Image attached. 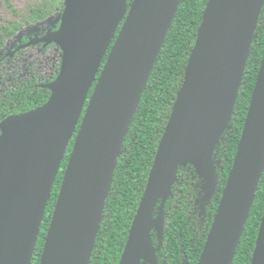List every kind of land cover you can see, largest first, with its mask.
I'll return each mask as SVG.
<instances>
[{
	"label": "water",
	"instance_id": "obj_1",
	"mask_svg": "<svg viewBox=\"0 0 264 264\" xmlns=\"http://www.w3.org/2000/svg\"><path fill=\"white\" fill-rule=\"evenodd\" d=\"M181 2L65 0L59 29L39 40L62 52L58 76L43 86L49 99L0 123V264H31L73 138L39 264H90L124 139ZM263 3L208 0L119 264H159L152 231L161 241L179 165L193 164L215 191L211 156L230 123ZM263 170L264 54L196 264H232ZM251 264H264V215Z\"/></svg>",
	"mask_w": 264,
	"mask_h": 264
},
{
	"label": "trees",
	"instance_id": "obj_2",
	"mask_svg": "<svg viewBox=\"0 0 264 264\" xmlns=\"http://www.w3.org/2000/svg\"><path fill=\"white\" fill-rule=\"evenodd\" d=\"M2 1L8 10H14L9 0ZM131 2L132 0H128V5ZM207 3L208 0H182L179 6L124 139L122 155L116 163L90 264H119L158 145L182 86ZM64 8L65 0L36 1L25 9L27 15L22 16V22L24 25H32L57 15L56 26ZM12 26L14 29L4 25L0 30V37L14 36L18 24L15 22ZM263 54L264 3L230 123L211 156L213 179L217 182L215 191L211 192V187H206L204 179L193 164L178 166L177 176L164 208L161 241H158L155 231H152L153 245L156 249L160 248L156 251L159 264H196L201 255L233 165ZM40 85L42 84L36 80H31L6 92L0 99V123L9 116L20 115L44 105L49 99L50 91L42 89ZM73 141L74 138L69 144L47 203L31 264H39ZM159 205L160 200L154 218L158 214ZM263 215L264 170L232 264H251Z\"/></svg>",
	"mask_w": 264,
	"mask_h": 264
},
{
	"label": "flooded vegetation",
	"instance_id": "obj_3",
	"mask_svg": "<svg viewBox=\"0 0 264 264\" xmlns=\"http://www.w3.org/2000/svg\"><path fill=\"white\" fill-rule=\"evenodd\" d=\"M9 11H10V17H9V19L3 20L0 23V30L4 25H9V27L11 29H14V26H12V23H15V22H16V24H18V28L16 29V33L14 34V36H11V37H3L2 36L3 38L0 37V69H2V67L4 66V69L6 70V72H4L2 74V76L0 78L1 80L3 79V77H7L10 74L8 66L9 65H12V66L15 65L16 66V61H20L25 55L24 52L27 50H32V53L30 54V58L37 60L38 56H43L44 53L49 48L56 47L60 50L61 59H62V52H61V49L58 45H56L55 43L44 44L42 42H39V40L44 38L48 34V32H51V33L56 32L60 27L61 20H60L59 24L56 26H54L56 21L54 23H52V25L46 24L47 20L39 21L35 24H32V26H34L33 30L35 31V33H33L31 35L30 34H24V33H22V30L31 26V25H24L22 22V16L27 15V12L25 11V9L20 10V11H17V10L16 11L15 10H9ZM33 41H36L34 43V45H29V43L33 42ZM61 59H60L59 66L57 67L56 73L53 76H51L50 79H48L46 81H42L39 79V75L42 74L41 68H36L37 69L36 72H30L28 75H25V73H23L22 76H19L16 78V81L21 80V81H23L21 83H27L31 80H36V82L42 84V85H40L41 88L45 89V88H43V86L51 83L58 76L59 71H60ZM38 64H40V63H38ZM15 75L17 76V75H19V73L15 74ZM21 83H18L12 89H6L5 91H3L1 93L0 99H2L3 95L6 92L14 90L15 87Z\"/></svg>",
	"mask_w": 264,
	"mask_h": 264
},
{
	"label": "rangeland",
	"instance_id": "obj_4",
	"mask_svg": "<svg viewBox=\"0 0 264 264\" xmlns=\"http://www.w3.org/2000/svg\"><path fill=\"white\" fill-rule=\"evenodd\" d=\"M36 1L40 0H9L10 5L12 8L16 11L24 10L28 6H32ZM10 17V11L8 10L5 3H3L2 0H0V23L3 20L9 19ZM57 15H52L46 22V24L52 25L56 21ZM34 26H30L24 30H22V33L24 34H33L35 31L33 30ZM32 53V50H27L24 52V57L20 61H16V66L9 65V75L7 77H3V79H0V97L1 93L5 91L6 89H12L15 85L18 83H21L23 81H16V78L19 76H22L23 73L25 75H28L30 72H36V68H41V75H39V79L42 81H46L53 76L56 71L57 67L59 66L60 59H61V53L60 50L56 47L49 48L43 56H38L37 60L30 58V54ZM40 63V64H38ZM25 69V70H24ZM2 70V71H1ZM6 72L4 69V66L2 69H0V78L2 74ZM19 75H15L18 74Z\"/></svg>",
	"mask_w": 264,
	"mask_h": 264
}]
</instances>
